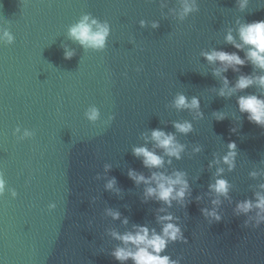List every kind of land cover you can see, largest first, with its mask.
<instances>
[{
	"label": "water",
	"instance_id": "water-1",
	"mask_svg": "<svg viewBox=\"0 0 264 264\" xmlns=\"http://www.w3.org/2000/svg\"><path fill=\"white\" fill-rule=\"evenodd\" d=\"M241 2L0 0V264H121L112 252L124 245L112 233L135 225L160 233L165 215L183 239L169 241L161 255L178 264H264V213L238 210L264 194V127L249 121L238 99L264 98V87L220 95L223 77L233 88L240 75L264 70L249 62L216 76L222 65L204 56H246L226 36L240 42L242 24L264 20V0ZM185 3L193 9L187 14ZM85 15L110 26L104 49L70 37ZM180 95L198 98L199 108H177ZM93 107L96 121L86 115ZM185 122L187 134L174 126ZM155 129L175 135L184 146L180 159L156 145ZM230 142L237 146L231 169L224 162ZM136 147L163 156L164 166L145 167ZM130 170L183 172L189 194L171 207L146 199L148 185ZM217 179L229 182L227 197L210 189Z\"/></svg>",
	"mask_w": 264,
	"mask_h": 264
},
{
	"label": "clouds",
	"instance_id": "clouds-1",
	"mask_svg": "<svg viewBox=\"0 0 264 264\" xmlns=\"http://www.w3.org/2000/svg\"><path fill=\"white\" fill-rule=\"evenodd\" d=\"M246 5L247 0H242L241 8L246 7ZM192 10V7L188 3H185L184 13L187 14ZM153 26L158 27V24H154ZM109 34L110 26L106 22L101 23L89 15H85L69 29L71 38L79 41L86 48L90 47L97 50H102L106 47ZM4 35L9 42L12 41L13 37L9 33L5 32ZM239 40L240 42H237L231 32L226 36V41L231 43L236 49L243 51L247 48L244 58L238 52L230 53L223 50H213L210 53H204L205 58L209 62L215 63L219 61L222 65V67L214 70V75L221 76L222 73L227 72L229 69L234 72H239L249 62L254 68L264 70V20H256L242 24L239 28ZM72 55L73 53L66 52V58L70 59ZM223 80L225 87L220 91L221 96L231 95L236 90H245L253 85L264 87V75H240L233 88H228L229 81L227 77H223ZM175 104L177 108H199V99L193 97L189 103L187 97L180 95L176 99ZM238 104L240 111L248 114L250 122L264 127V98L257 95L241 96L238 99ZM86 115L89 120L96 121L99 118V110L93 107ZM218 119H224L223 115H220ZM174 126L178 131L185 134L192 131V125L189 122L176 123ZM25 134L29 135V133ZM151 139L156 142L159 148L164 150L165 155L176 157L177 159L181 158L184 146L176 141L174 134L155 129L151 133ZM228 147L229 152L224 157V162L231 169L234 167L237 146L235 142H230ZM133 151L137 157H143V164L147 168L159 169L165 164L163 156L153 150H149L147 147H136ZM168 163H171V160ZM222 171L223 169H220V172ZM252 175L255 176L256 173H252ZM129 176L137 184L144 183L148 185L145 189L146 199L155 198L168 207L172 206L173 200L183 202L189 194L190 185L185 178L186 174L180 171H176L172 175H166L163 172H153L150 177H145L143 174L138 175L134 170H130ZM115 183L116 181L113 178L107 187L111 189ZM153 184L155 186H152ZM5 187L6 181L3 178V173H0V195L4 193ZM229 187V182L225 179H217L215 184L210 185L211 190L225 197L228 195ZM261 188H264V185H261ZM213 203H218V201H213ZM50 207L54 208L55 205L52 204ZM254 207L259 209L261 213H264V194L257 193L255 203L251 200L239 203L238 210L248 213ZM160 211H164V209H160ZM204 211L207 212L206 209ZM110 214L114 219L120 218L119 212H110ZM211 215L215 216L216 213L213 212ZM216 218L220 219L218 216ZM173 219L174 217L171 215L158 217V220L163 224L162 232L160 233H157L154 229H149L146 225H135L134 231H129L124 234L113 232L112 235L122 241L124 246L117 247L112 252V255L121 264H125L128 260H132L133 264H178L177 261H173L169 256L161 255L166 250L169 241L175 242L178 239H183L180 227L171 222ZM260 219L264 220V215H261ZM124 223L127 224L128 220L125 219Z\"/></svg>",
	"mask_w": 264,
	"mask_h": 264
}]
</instances>
